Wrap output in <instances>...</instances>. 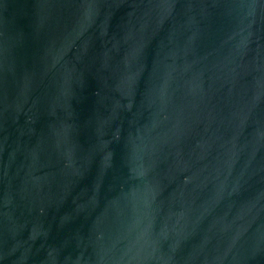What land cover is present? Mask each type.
Here are the masks:
<instances>
[{"label": "water", "instance_id": "obj_1", "mask_svg": "<svg viewBox=\"0 0 264 264\" xmlns=\"http://www.w3.org/2000/svg\"><path fill=\"white\" fill-rule=\"evenodd\" d=\"M0 264H264V0H0Z\"/></svg>", "mask_w": 264, "mask_h": 264}]
</instances>
